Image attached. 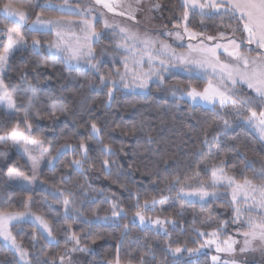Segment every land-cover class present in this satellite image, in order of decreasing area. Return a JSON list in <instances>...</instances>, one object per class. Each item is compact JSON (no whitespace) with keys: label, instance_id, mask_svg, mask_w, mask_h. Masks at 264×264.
<instances>
[{"label":"trees","instance_id":"obj_1","mask_svg":"<svg viewBox=\"0 0 264 264\" xmlns=\"http://www.w3.org/2000/svg\"><path fill=\"white\" fill-rule=\"evenodd\" d=\"M152 1L160 4L159 21L166 29L173 30V25L181 20L182 0ZM50 2L61 1L21 0V3L27 5L25 10L31 20H35L40 13H43V18L60 16L61 13L53 10L55 8L49 7ZM0 20L4 18L0 17ZM188 22L194 31H205L208 35L230 31L221 27L218 19L205 18L202 23L200 16H193L191 13ZM4 23L8 21L4 20ZM4 23H0V41L6 43ZM95 27L101 33H108L101 43L94 45L97 58L102 60L101 72L115 73L116 68L123 71L119 50L115 47L118 37L111 35V31H102L100 22ZM22 31L28 47L10 58V71L6 74L5 84L9 89L17 85L26 88L28 85L20 79L21 75L26 74L37 89L38 99L35 103L42 114L50 111L49 97L67 108V114H57L51 118L33 117L30 138L42 141L53 152L66 143L78 147L83 140L90 149L92 161L91 167L85 165L83 173L75 171L74 166L67 165L79 156H74L72 150H68L67 155L57 160L51 169L43 170L41 180L47 188L74 191L76 207L84 215L73 223L77 215L74 212L72 219L65 223L62 201H54L45 192L31 193L32 210L52 223L60 244L57 246L47 243L28 222L12 228L13 235L29 250L30 264H42L48 257H55L58 264L61 255L66 252L69 255L68 249L72 242L65 246L66 237L63 235L68 224L81 237V246L92 247L82 255V264H115L117 256L120 264H128L130 260L132 264H139L141 254L146 252L149 253L144 256L147 264H212L208 254L188 258L187 249H198L207 239V236L201 237L194 232L196 227L207 232L211 230L209 225L216 227L226 221L227 224L221 228L220 238L224 240L234 234L231 198L224 187H218L215 199L203 202L184 199L179 196V185L171 182L179 177L181 182L191 183L198 179L209 183L211 162L218 163L223 159L228 175H234L241 182L243 177H247L259 184L260 181L254 178V171L259 173L264 167V142L258 134L235 119H232L231 127H225L222 120L208 108L180 100L179 96L171 94L168 87H158V82L151 83L144 93L127 92L121 86H116L109 99L111 83L106 81L102 84L99 73L88 70L87 76L81 75L74 70L70 71L64 63H49L44 66V61L50 59L44 46L52 41V35ZM33 36L41 40L44 56H37L32 52ZM38 64L41 66L37 67ZM113 79L118 83L115 75ZM165 80L169 87L177 82L187 85L189 75L170 72ZM205 82L202 79L192 80L193 85L199 88L204 87ZM241 91L247 95H255L244 88ZM16 99L21 106L27 102L26 96L20 93ZM256 110H261L259 105H256ZM22 118L21 114L19 119L22 121ZM17 122L0 110V128L9 129ZM92 122L102 130L104 142L111 144L115 153L107 157L110 161V174L102 166V145L95 140H88ZM21 127L26 126L21 124ZM0 135H3L2 131ZM205 136L209 141L207 144L203 143ZM214 136L218 142H213ZM248 164H252L254 170L249 169ZM8 168L28 171L25 162L18 155L10 167L3 166L0 162V211H23L29 193L9 183L6 178ZM62 176H70L71 184H63ZM137 196L140 205H143L145 199L151 201L153 197L157 201L161 196L167 197V201L170 198L178 199L177 203L169 204L164 210L145 212L158 214L163 219H174L175 227L166 224L168 235L164 231L140 226L133 221L137 210ZM113 202L123 209L121 216L111 215ZM86 220L92 223H86ZM124 225L128 226L127 229ZM33 236L36 237L35 240ZM169 244L172 248L181 247L186 253L173 255L168 251ZM43 253H47V256ZM0 264H19L15 255L1 241Z\"/></svg>","mask_w":264,"mask_h":264},{"label":"snow or ice","instance_id":"obj_2","mask_svg":"<svg viewBox=\"0 0 264 264\" xmlns=\"http://www.w3.org/2000/svg\"><path fill=\"white\" fill-rule=\"evenodd\" d=\"M94 3L107 9L108 12L137 22L136 12L140 11L139 7L128 4L127 11H117L118 8L122 7L117 0H94ZM135 3L138 6L141 0H135ZM64 5H68V0H64ZM26 6V4L21 3V0H0V17L8 21V23H4V20H0V23H4L6 29L4 35L7 37L6 43L0 41V110H3L9 118L18 121L9 129L0 128V131L3 132V135H0V145L8 147L10 144L15 147L20 153V159L26 158L27 163H30L33 173L32 179H29L20 171L13 168L8 169L6 173L8 181L20 182L21 190L29 193V203L24 205L23 211H0V239L19 255L24 264H29V250L22 246V242L18 241L11 231L21 222L30 221L34 229L40 230L41 237L57 246L60 244L52 223L43 215L32 210L31 193L37 188L33 180L37 178L40 166V160L35 159L32 152L41 151L40 159H43L44 155H48V164L51 165L53 160H60L71 149L74 156L78 155L79 158L73 159L67 166H74V170L80 173L85 171L86 164L91 167L92 161L89 156L90 149L83 140L80 141L78 147L68 143L61 145L60 148L56 149V155L52 156L48 149H44L42 141L29 139L32 135L33 117L38 119L51 118L57 114H67V108L63 103L49 97L50 111L47 114H42L35 103L38 99L37 89L27 79L26 74L20 77L21 81L28 85L26 88L17 85L9 89L5 84L6 74L10 71V58L17 51H23L28 47L22 30L41 35H54L55 39L47 42V55L50 59L44 61V66H48L49 63L52 65L64 63L70 71L74 70L81 75L87 76L88 69H91L93 73H99L102 84L106 81L111 83L112 87L109 88L108 92L109 99L112 98V89L117 84L113 75L118 78L123 87L134 86V88L142 90L147 89L149 81L155 78L158 81V87H168L171 94L179 96L180 100L191 102L193 105L207 106L222 120L225 127H231L232 119L246 120L250 125L257 126L261 133H264V0H182L181 20L173 25L174 28L182 29V31L166 33V35L175 36L177 40H183L185 36L187 37L189 43L186 46L180 45L182 48L186 47V51L179 53L170 44L158 38L154 39L147 33L141 36L138 31H133L128 26L112 24L107 19H103L104 28L111 29V35L118 37L115 47L119 50L118 54L123 65V71L116 68L115 73L107 74L101 72L102 60L97 58L94 48V45L101 43L108 35V33L98 32L95 27V24L103 18V13L97 17L92 15L93 8L91 6L80 7L79 11L70 6H61L53 9L61 13L58 17L42 18L43 13H40L35 20H31L25 10ZM153 7L158 9L160 4L157 2ZM190 13L193 16H200L202 23L205 18L208 20L218 19L220 26L230 29V31H218L215 35H208L205 31H194L188 22ZM73 16L77 20L71 19ZM9 24L14 26H9ZM26 25L28 27L25 29ZM233 25L235 26L233 27ZM192 41L196 42L192 43ZM212 41L215 43H209ZM252 45L255 47H246ZM31 50L37 56H44L41 40L36 39L35 36L32 39ZM253 52L256 53L254 56L252 55ZM222 55L225 57L224 59L221 58ZM73 61L75 64L72 63ZM81 61L87 65L83 71L80 68ZM145 64H147V71L144 70ZM40 66L37 65V67ZM173 68L181 69L189 74L187 85L182 82L172 84L170 87L167 85L164 74ZM193 79L205 80V86L202 88L194 86ZM245 85L255 93L254 96L241 91ZM18 93L26 96V104L22 106L18 104L16 99ZM256 105H259L261 110L257 111ZM230 109L233 111H229ZM21 114L22 121L19 119ZM21 124L26 127L22 128ZM149 139L151 140V138ZM88 140H95L102 145L100 149L102 166L110 174V161L107 157H111L115 153L112 145L104 142L102 130L95 122L91 123ZM213 142H218L217 137H213ZM203 143H209L206 136ZM28 145L32 147H28ZM0 155H4V153L0 152ZM247 167L254 170L252 164H248ZM210 168V183L200 180L196 185H191L187 181L181 182L179 177H175L171 183L179 185V192L184 197H195L201 201L209 198L215 199L217 195L215 190L218 187L230 188L232 203L236 205L232 222L241 224V228L237 231L239 235L244 237L239 252L256 251L257 249L253 247V241H259L260 247L264 248V167L259 173L254 171V178L260 181L259 184L247 177H243L241 182L234 175H228L223 159L219 160L218 163L211 162ZM61 180L65 185L71 184L70 176H62ZM43 184L44 181L41 180L40 185ZM42 190L54 201L58 203L62 201L65 223L72 219L74 212L77 215L73 223L84 215L76 207L74 191H65L60 188L55 190L42 188ZM166 199L167 197L161 196L160 200L157 201L153 197L151 201L145 199L143 205H140L139 196H137L135 217L139 218L141 224H144L146 220L144 213L154 211L155 205ZM242 208L243 214L247 217L243 220L241 219ZM122 213L123 209L116 202H113L111 215L118 217ZM181 215H183L182 212ZM148 221L159 225L165 235H168L166 224L176 226V221L167 217L164 219L157 217L155 220L149 217ZM85 222L92 223L90 220ZM226 224L227 222L224 221L216 227L209 225L211 230L207 232L200 227L194 228V232L198 233L199 236H207L200 247L215 245L217 252L234 254L237 251L235 245L239 243L237 239L229 236L222 243L217 242L220 238L221 228ZM124 227L127 229L128 226L124 225ZM63 235L66 237L65 246L69 242H73L68 252L89 251L87 246H80L81 237L72 230L71 224H68ZM35 239L36 237L33 236V240ZM150 250L151 246L149 245ZM182 250L181 247L172 248L171 244L168 245V251L172 252L173 255ZM187 251L193 253L198 249L188 248ZM147 254L149 253L141 254L139 264H147L144 260V256ZM43 255L47 256V253H43ZM219 259L218 256L212 257L214 262L219 261ZM42 264H56V258L48 257ZM59 264H74V262L66 252L59 257ZM115 264H120L119 256H117ZM128 264H132V261L130 260ZM223 264H237V262L226 259Z\"/></svg>","mask_w":264,"mask_h":264},{"label":"rangeland","instance_id":"obj_3","mask_svg":"<svg viewBox=\"0 0 264 264\" xmlns=\"http://www.w3.org/2000/svg\"><path fill=\"white\" fill-rule=\"evenodd\" d=\"M60 1H61L60 3L50 2L48 5L52 6L55 9L56 8H60L61 6H65V7L70 6V7L75 8L77 11H79L80 7L91 6L93 8L92 15L99 17L100 13H103V18L100 19V23L102 24V27H103L102 31H111V29H105L104 26H103V19H107L109 21V23L120 24L122 26H128L133 31H138L141 36H143L145 33H147L149 36L153 37L154 39L158 38L159 40L170 44L173 48H175L177 50L178 53L186 51V47H184V48L180 47L181 44L186 46L189 43V41H188L186 36H185V38L183 40H177L175 38V36L166 35V33H168V32L182 31V29H176V28H174L173 30L172 29H166L164 27V25L160 22L161 20L159 21V18L161 16V7H159L158 9L153 7V5L156 4V2H154L152 0H141V3L138 6L136 5L135 0H117V2L122 5V7L118 8L117 11H127L128 10V7H127L128 4H132L134 7H139L140 11L136 12L137 22L129 20L126 17L120 16V15H116L115 13L108 12L107 9H104L101 6L96 5L94 3V0H68V5H64V0H60ZM71 19L77 20V18H71ZM98 32H100V31H98ZM52 36H53L52 40H54L55 36L54 35H52ZM6 42H7V37H6ZM195 42L196 41H192V43H195ZM209 43H215V41H212V42H209ZM44 47H45V49L47 51L48 43L45 44ZM246 47H253L254 48L255 46L252 45V46H246ZM252 55L254 56L255 54H252ZM221 58L224 59L225 57L222 55ZM72 63L75 64V61H73ZM80 68H81V70H84V69L87 68V65H85L83 63V61H81ZM88 70H91V69H88ZM144 70L145 71L148 70L147 64H145ZM170 72H179V73H183V74H188V73L182 71L181 69L173 68L169 72L165 73L164 75L166 76ZM154 82H158V81H156L155 78H153V80L149 81V85L151 83H154ZM116 86L117 87L121 86L123 90H125L127 92H131V93H144V92H146L148 90V88L142 90V89H139V88H134V86H130L128 88H125V87H123V85L119 81L116 84ZM243 88L247 89L251 93L255 94L251 89H248L246 85L243 86ZM112 94H113V91H112ZM188 103L193 105L191 102H188ZM199 106L208 108L207 106H203V105H199ZM229 111H233V110L230 109ZM236 121H240L244 125H246V126L250 127L251 129H253L258 134V136L262 139V141L264 142V133H261V131L259 130V128L257 126L250 125L246 120H236ZM29 139H31V138L29 137ZM28 147H32V146L28 145ZM43 147H44V149H48L52 156L56 155V151L53 152V151H51V149L49 147H46L44 145H43ZM69 150H71V149H69ZM0 152L4 153V155H0V162L2 163L3 166L6 165V166L10 167L11 163L14 160V158L16 157V155H18L20 157V153L17 151V149L15 147L11 146L10 144H9L8 147L0 145ZM41 155H42L41 151H33L32 152V156L35 159L40 160V166H39V169H38L37 178L35 180H33V183L37 185V188H36L35 191L44 192L42 190V188H47V186L45 184L40 185L41 174H42L44 169H46V168L47 169H51L54 166V164L56 163L57 160H53L52 164L49 165L48 164V155H44V158L40 159ZM23 161L25 162L26 167L28 168V171L27 172H23V171L16 170V169H14V170L20 171V172L24 173V175L28 176L29 179H32L33 173L31 171V165H30V163H27L26 158L23 159ZM6 178H7V175H6ZM92 181L94 182L95 179L92 180ZM198 182H199V180L195 179L191 183H188V184L196 185ZM210 182H211V178H210ZM9 183L12 184L13 186L17 187V188H20V186H19L20 182H18V181H9ZM221 187L225 188L226 193L230 196L231 202H232V191H231V189L227 188L226 186H221ZM216 194H217V191H216ZM179 196L181 198H184V199L194 200V201H198V202H203V201H201V200H199L198 198H195V197H192V198L184 197L180 192H179ZM168 200L170 202L167 201V199H166L163 202L157 203L155 205V209H157V210L163 209L164 210V209H166L169 206V204L178 202V199H173V198L171 199L170 198ZM204 201H206V200H204ZM27 203H29V200L27 201ZM30 203L32 205V201ZM235 207H236V205H234L232 203V208L234 209ZM244 207H246V206H244ZM144 215L146 216V220H145L144 224H141L139 218H137L135 216L133 218V221L137 222L140 226L150 227L153 230L162 231L163 232V230L160 229L159 225L152 224V223H150L148 221L149 217L152 220H155L157 217L161 218L160 215H158V214L151 215V214H148V213H144ZM246 218L247 217H246L245 214H243V208H242L241 219L243 220V219H246ZM161 219H163V218H161ZM24 222H28V223L31 224L30 221H24ZM24 222H21V223H24ZM13 223H15V222H13ZM234 225H235V231L233 232L234 234H232L231 237H233L234 239H237L239 241V243L237 245H235V248L237 249V251L234 254H226V253H222V252H217L215 245H211V246L205 245L204 247L198 248V251L193 252V253H189V252L186 253L184 250H182L180 253H177V254L186 253V256L188 258L196 257V256H199L201 254H208L210 256L212 264H223L224 260H226V259L229 260V261L235 260L237 262V264H251V263L264 264V248L260 247V242L259 241H253V247H255L257 249L256 251H247V252H244V253L239 252V248L243 245L244 237L242 235H239L238 231H237L238 229L241 228V224L240 223H234ZM165 227L167 228V225H165ZM36 230L40 233L39 229H36ZM44 240L47 243L55 244L53 242H50V241L46 240L45 238H44ZM0 241L6 248H8L15 255V257H16V259H17L19 264H24V262L20 259L19 255L17 253H15L13 250H11L10 247L8 245H6V243L2 239H0ZM222 241L223 240L221 238H219V240L217 242L218 243H222ZM72 243H71V247H72ZM81 247H83V246H81ZM90 248H92V247H90ZM90 248H88V249H90ZM84 253L85 252H75V253H70L69 252V255L72 257V260H73L74 264H82L83 263L82 255ZM213 256H218L220 258L219 261L214 262L212 260ZM57 263L59 264V260L57 261ZM29 264H30V261H29Z\"/></svg>","mask_w":264,"mask_h":264}]
</instances>
